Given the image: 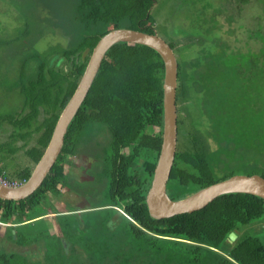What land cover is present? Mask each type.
<instances>
[{
	"label": "trees",
	"instance_id": "1",
	"mask_svg": "<svg viewBox=\"0 0 264 264\" xmlns=\"http://www.w3.org/2000/svg\"><path fill=\"white\" fill-rule=\"evenodd\" d=\"M158 1L0 0L22 20L17 35L0 39V66L12 67L18 51L27 52L12 67L15 72H0V85L9 81L8 89L22 98L17 111L0 117V124L13 128L8 141L0 143V162L22 150L35 166L97 41L110 29L156 33L152 10ZM190 4L176 0V21L192 9L194 26H204L202 31L184 34L179 21L171 26L172 40H164L177 62V143L166 185L171 200L233 176L224 169L221 152H247L254 130L264 129L258 124L264 118V0ZM246 5L258 9L257 27L246 30L240 46L228 36ZM219 15L222 23L216 20ZM48 35L64 38L65 44H44L39 50ZM179 38L182 48L175 46ZM195 47L200 54L187 59L185 53ZM163 73L160 56L146 46L116 43L107 50L40 187L20 201L0 199V223L6 225L0 234V264H264V200L259 197L225 194L192 213L167 219L149 215L145 195L161 145ZM191 97L197 117L180 107ZM259 102L260 114L255 108ZM243 114L254 120L246 125ZM237 125L247 126L244 135L233 130ZM32 135H37L35 142L27 147ZM262 135L252 144L254 153L264 152V131ZM19 140L22 144L16 146ZM245 141L247 147L240 146ZM90 150L94 166L91 172L88 168L87 180L78 179L70 157L86 159ZM250 156L252 161L257 157ZM250 169L246 175L264 179V161H253ZM5 170L0 167L1 179L20 184L32 168L13 174ZM63 189L86 210L65 204V213L56 211L49 196L59 197ZM46 217L56 233L49 231ZM231 232L236 239L229 243Z\"/></svg>",
	"mask_w": 264,
	"mask_h": 264
},
{
	"label": "water",
	"instance_id": "2",
	"mask_svg": "<svg viewBox=\"0 0 264 264\" xmlns=\"http://www.w3.org/2000/svg\"><path fill=\"white\" fill-rule=\"evenodd\" d=\"M116 43L146 46L155 51L163 63L161 145L150 187L145 195V204L149 215L155 219H167L192 213L203 209L214 199L225 194H250L264 200V179L257 174L230 176L183 199L171 200L168 197L166 185L173 165L177 143L176 57L168 43L156 33L146 34L126 28L110 29L97 41L79 83L61 110L48 144L32 169L29 178L18 186H5L0 183V199L20 201L40 187L61 151L68 125L84 101L105 53ZM235 239L234 233L228 234L227 241L229 243L234 242Z\"/></svg>",
	"mask_w": 264,
	"mask_h": 264
},
{
	"label": "rangeland",
	"instance_id": "3",
	"mask_svg": "<svg viewBox=\"0 0 264 264\" xmlns=\"http://www.w3.org/2000/svg\"><path fill=\"white\" fill-rule=\"evenodd\" d=\"M186 1L190 4L193 0H186ZM177 8L178 7H176V0H159L158 4L155 5L152 10V13L154 15V20H155V24L153 25V27L155 29L156 34L163 40H167V41L172 40L171 26L177 27L178 26L177 22L179 21H180V25H179L180 29L184 32V34L191 33L192 36L195 35L196 33H200L204 27L202 26V27L197 28L194 26L193 16H194L195 11H192V9L184 10V12L181 14V16L178 17L176 21V18L178 15L175 16V11ZM257 14H258V9L255 6L253 7L252 5L251 6L246 5L242 7L240 14L234 17L235 21H233L232 23L233 26L231 27L232 31L234 32H233V35L228 36V40L230 41V43H233V44L236 43L240 46L244 44L245 39L247 37L246 30L255 29L257 27ZM18 16L19 14L18 12H16L14 7L7 6L5 3L0 2V39H3V36H6L5 38L7 37L11 38L10 36L14 34L17 35V33L20 32L22 20L21 18H18ZM222 18H223L222 15L217 16L216 17L217 22L222 23ZM261 22L264 24V19H262ZM223 30L225 31L227 30V28L223 27ZM40 41H41V45L39 46L37 45L39 47L38 48L39 50L45 48L44 44L46 45H52L56 43L58 44L62 43L63 45L65 44L64 38L52 36V35H48L47 37L44 38V40H40ZM183 44L184 42L182 41V39L179 38V42L176 43L175 46L177 48H182ZM204 52L202 51L201 55H203ZM18 53L19 55L17 54L16 56H14L15 61H13L12 59L13 64H14V65H11L12 67H15V64L16 66L18 65L17 59L27 54L24 48L18 51ZM198 53H199V49L195 47L192 50H189L188 52H186L185 54H186L187 59H192L198 56ZM12 67L10 68L5 67L4 69V67L0 66V72L3 73L2 75H8L7 71L10 69L8 73L9 72L13 73L15 72L16 67L15 68H12ZM8 82L9 81L7 82L5 81L3 87L0 85V117L13 114L14 111L18 110V107H20L21 102H22V98L20 97V94H18L17 92H14L13 90L8 89L10 86ZM180 107H182L189 115L196 116V117L198 116L195 98L191 97L190 99L184 100L181 103ZM255 108H257L256 111L259 114L263 111V107H261L260 102L257 103V106ZM247 110H248L247 108H243L242 113H248ZM243 116L247 120L246 125H248V121H250L251 123L254 120V118L253 120H250L249 117L245 116L244 114ZM260 121L261 123H258V122L257 123L263 125L264 118H260ZM258 127L260 129L256 131L254 130L252 134L253 137L251 139H255L254 142L252 143L253 146H255L256 143H258L260 140L263 139L262 132L264 131V129L260 126ZM246 128L247 126L245 125L244 126L237 125L235 126V128L233 127V130L235 129V132L238 136H242L246 133V130H247ZM12 130L13 128L4 122L0 124V143L8 141V135H10ZM31 130L32 128L28 130L27 132H31ZM36 136L37 135H32V137L27 139L28 140L27 141L28 143L26 144L27 147H30L34 144ZM15 144L16 146H20L22 144V141L20 140L16 141ZM252 144L249 149L247 147L248 142L245 141L243 143H240V146L247 147L245 148L247 152H243L241 150H238L237 152H221L222 163L227 164V167L226 168L224 167V169L228 172L233 173L234 175H246L249 172H251L250 168H251V164L253 163V161L255 163L264 161V159L262 161L260 159L261 156L264 158V152L254 153ZM230 148L232 149L233 145ZM86 153L90 155V152H86ZM253 154L256 155L257 157H254L252 161V156L250 155H253ZM70 159L72 160V163L74 165V167H72L71 169L73 172V176L78 179L87 180L88 178H86L87 175L85 174L87 172V170H85L86 168H84L85 173H83V171L80 170V168L78 167V164L90 166V156H86V159L84 157L81 159L70 157ZM0 167H4L6 169L5 171L8 174H13L14 172L24 167H31L33 169L34 165L25 157L22 150H18L13 156L7 155L4 161L0 162ZM6 182L11 183L10 181H6ZM60 195L61 196L59 197L49 196L50 203L56 209V211L65 213L67 211L65 204L71 206L72 208H76V209L80 208V210H86V206L85 207L81 206L82 203H78L80 201L78 202L73 201V199L69 196V194L66 193L65 189L61 190ZM45 221L49 227V231L51 233H56L57 228L55 227L53 220L49 217H46ZM44 223L37 222L36 224L43 227L46 224ZM5 226L6 225H3L0 223V234L1 232H3ZM258 227L260 226L257 225L254 228L257 229ZM263 230L264 228L262 229V231Z\"/></svg>",
	"mask_w": 264,
	"mask_h": 264
},
{
	"label": "flooded vegetation",
	"instance_id": "4",
	"mask_svg": "<svg viewBox=\"0 0 264 264\" xmlns=\"http://www.w3.org/2000/svg\"><path fill=\"white\" fill-rule=\"evenodd\" d=\"M167 43V42H166ZM92 151L90 150V166L88 165V166H86V165H80V164H78V167L80 168V170H82L83 171V173H85L84 172V168H86L85 170H87L88 171V168L90 167V172H91V170H92V168H93V162H94V160H93V158L94 157H92L93 155H92V153H91ZM121 152H125L124 150L123 151H121ZM126 153V152H125ZM76 159H77V157H75ZM87 173V172H86ZM85 173V174H86ZM84 175V174H83ZM87 175V174H86ZM90 176H91V174H90ZM86 177H88V176H86ZM91 182V181H90ZM78 203H82V205L81 206H83V207H85L86 205L83 203V202H78ZM106 208H108V207H111V206H105ZM80 209V208H79ZM80 211H84V210H80Z\"/></svg>",
	"mask_w": 264,
	"mask_h": 264
},
{
	"label": "built area",
	"instance_id": "5",
	"mask_svg": "<svg viewBox=\"0 0 264 264\" xmlns=\"http://www.w3.org/2000/svg\"><path fill=\"white\" fill-rule=\"evenodd\" d=\"M0 183L2 185H5V186H18V185L22 184L23 182L20 183V184H17L16 182L8 183V182H6V180H3V179L0 178Z\"/></svg>",
	"mask_w": 264,
	"mask_h": 264
}]
</instances>
